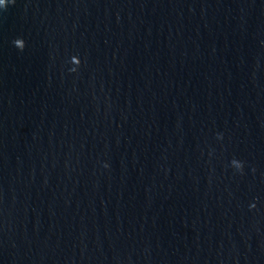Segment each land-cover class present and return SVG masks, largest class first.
I'll return each mask as SVG.
<instances>
[{
	"label": "water",
	"instance_id": "95a60500",
	"mask_svg": "<svg viewBox=\"0 0 264 264\" xmlns=\"http://www.w3.org/2000/svg\"><path fill=\"white\" fill-rule=\"evenodd\" d=\"M0 264H264V0H6Z\"/></svg>",
	"mask_w": 264,
	"mask_h": 264
},
{
	"label": "snow or ice",
	"instance_id": "6c2138e0",
	"mask_svg": "<svg viewBox=\"0 0 264 264\" xmlns=\"http://www.w3.org/2000/svg\"><path fill=\"white\" fill-rule=\"evenodd\" d=\"M6 0H0V6L4 5Z\"/></svg>",
	"mask_w": 264,
	"mask_h": 264
}]
</instances>
